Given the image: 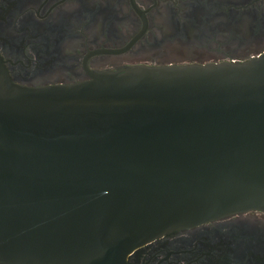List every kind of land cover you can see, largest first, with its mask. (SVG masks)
<instances>
[{"label": "water", "instance_id": "water-1", "mask_svg": "<svg viewBox=\"0 0 264 264\" xmlns=\"http://www.w3.org/2000/svg\"><path fill=\"white\" fill-rule=\"evenodd\" d=\"M264 211V50L22 86L0 58V264H126Z\"/></svg>", "mask_w": 264, "mask_h": 264}, {"label": "flooded vegetation", "instance_id": "flooded-vegetation-1", "mask_svg": "<svg viewBox=\"0 0 264 264\" xmlns=\"http://www.w3.org/2000/svg\"><path fill=\"white\" fill-rule=\"evenodd\" d=\"M264 50V0H0V58L22 86L130 66L241 62ZM126 264H264V211L178 229Z\"/></svg>", "mask_w": 264, "mask_h": 264}]
</instances>
